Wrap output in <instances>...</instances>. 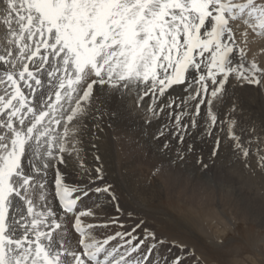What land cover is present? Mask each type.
<instances>
[{
    "label": "snow or ice",
    "instance_id": "6c2138e0",
    "mask_svg": "<svg viewBox=\"0 0 264 264\" xmlns=\"http://www.w3.org/2000/svg\"><path fill=\"white\" fill-rule=\"evenodd\" d=\"M0 24V264H159L166 238L81 155V119H102L97 85L133 95L149 126L166 118L161 151L199 129L210 158L227 140L250 174L264 173V137L238 132L228 103L234 88L264 91V63L246 51L249 36L264 40V0H0Z\"/></svg>",
    "mask_w": 264,
    "mask_h": 264
},
{
    "label": "bare ground",
    "instance_id": "6f19581e",
    "mask_svg": "<svg viewBox=\"0 0 264 264\" xmlns=\"http://www.w3.org/2000/svg\"><path fill=\"white\" fill-rule=\"evenodd\" d=\"M3 30H4V26L2 25V27L0 28V32H3ZM251 38L252 37L249 36L248 40L250 41ZM259 41L263 42L259 39L253 40L252 43L249 42L253 48L252 50H254V48L260 49L264 47V43L261 44L259 43ZM251 89L248 90L245 87L234 88L236 95H240V96L244 95V98L246 97L245 99L248 104L246 105L247 107H245V104L241 100L242 97L241 99H239L241 100L240 103L244 104V106L241 105L242 106L241 109H243L246 112L242 113L240 115V118H238V122H239V119H241L242 117V121H241L242 123L238 124L237 126L238 132L240 131L241 128L246 129L253 125L257 130L260 125V122L258 121L259 119L257 120V118L260 117V112H262V110L260 112L256 110L257 112L255 111L253 113V119L250 118L252 119V121L249 124L245 123L244 120L245 118H243L245 116H248L251 110L255 109L256 105L258 108L261 100L260 94L252 92L253 90ZM94 91L96 93V99H95L96 101L94 102L95 104L94 109L97 107L100 109V113L102 114V119H100L99 121L93 119L92 117L93 114L91 115L92 112H90L89 115L86 118H83V121L80 122L81 129L82 132L84 131V133L90 132L89 133L90 137L88 138L89 140L90 138H93L92 136H96L95 131H92L91 128L92 126H94V124H97V126L101 129L100 133L97 132V136L100 137V139L98 140L100 141L98 146L101 151L100 153L101 159L98 163L100 165H103V169L107 180L113 183L116 193H118L117 195L119 197V201L126 202V205H124L125 208L141 213L140 211H142L141 210L142 207L148 206L153 201L160 199L161 196H164L167 193L168 186H163L162 182L166 181L168 183H172L170 184L171 188L169 190V192H171L176 190L178 191L177 188H179L178 186L180 184L179 181H183L184 179L185 181H187L188 185L186 186H182L181 184L180 185L182 187L187 188V193H189L191 198L193 199L192 202H197L202 206L204 205H208L209 207L220 206L222 210H226V208L231 209L234 217L236 216L237 218L239 216L241 217L239 219H242L244 221L251 220L252 222L258 223L260 226H264V223L260 218L261 215L260 216L258 215L260 213L257 214L259 209L257 208V211H255L256 203L255 205L253 203L254 206L253 209H251L250 204L247 203L249 202L247 199L241 198L240 197L241 195H237L238 193L231 191L227 186L228 184L226 185L222 182L217 183L215 182L216 180L213 179V177L218 178V176H220V175L218 176L216 175L217 172H219L220 170L221 171L226 170L225 168H226V164L228 163L227 161L226 163L223 160H219L220 162L223 161L224 163L221 162L223 165L220 163L218 164L219 162L218 158H221L218 157L216 160L218 162H216V164L215 162H210L207 175L205 174L203 175L200 173V170H202V168L200 167V165L198 166L197 158L198 157L200 158L201 155L203 156L204 160L205 159L209 160L207 156H209V151L212 147V143H213L212 139L204 135H201L200 130L197 129L191 131L189 135L185 136V143L183 145H178L175 139H171L172 151H168V152L161 151L160 144L162 141H157L153 137L155 136L159 128V125L161 123H164L162 118L154 121L153 124L149 126L145 123L144 108H137L136 98L133 95L121 96L116 91H112L111 94L108 95L107 86H105L104 89H101L98 85L95 86ZM150 102L151 101L146 98L145 103L147 104ZM231 102H235V100L228 99V103ZM223 111L224 110L221 109V112ZM203 112L204 109H202V113ZM102 123H105V126H103ZM216 135H219L221 139L224 138V134L222 132L217 131ZM244 135H248V133L245 132ZM188 144L194 145V149H195L194 152L192 153L185 152V159L184 160L178 159L176 155L177 150L186 149ZM118 147L120 148L122 147V150L124 151L123 155H121L118 152L117 150ZM252 147H256V145L254 144ZM82 148L83 147H81V149ZM221 153H223V156L224 155L229 156L230 154H232L229 141L224 140L220 154ZM85 154H86V158H85L86 163L93 167L96 166V163L90 160V159L94 160L95 157L94 154L91 151ZM227 159L228 158H226V160ZM73 163L75 162L73 161ZM63 167L64 166H62V168ZM153 168L160 169V171L157 172L156 174H162L163 179H160L161 181L159 180L158 183L155 182L154 189H151L148 187L146 182L149 181L150 173L153 170ZM64 171L66 172V174H68L69 179L74 178L72 166L64 168ZM126 178H128L127 180L129 182L126 183L124 181L125 187L122 188V186H120L121 181L123 179L126 180ZM239 184L240 183L238 182V185ZM240 187H242V185ZM250 194L252 195V193ZM254 196L251 198L256 199ZM251 202L252 200H250V203ZM246 203L248 204V210L246 209L247 207L246 208L244 207ZM110 210H112L111 206H109V211ZM222 212L224 214L227 213L224 211ZM222 212L220 211L221 214H223ZM226 218L228 217L226 216ZM223 225L227 227V230L230 229L229 222L226 221L223 223ZM170 249L171 248L163 247L161 250L158 251L157 261L159 262V264H163L164 261H167L168 264H172L173 260L175 259L177 250L174 247L171 250Z\"/></svg>",
    "mask_w": 264,
    "mask_h": 264
},
{
    "label": "rangeland",
    "instance_id": "374dc122",
    "mask_svg": "<svg viewBox=\"0 0 264 264\" xmlns=\"http://www.w3.org/2000/svg\"><path fill=\"white\" fill-rule=\"evenodd\" d=\"M1 27L2 24H0V28ZM240 39L241 37L239 36L238 33L237 40L239 41ZM252 39L253 38H251L250 41L248 40V43L246 45L248 59L249 60L253 59L256 55L255 59L258 62L264 63V47L260 49L254 48V50H252L253 48L250 44L254 40ZM261 41L263 42L259 41V43L263 44L264 40ZM245 88L248 90L251 89V87H245ZM251 90H253L252 92L260 94L261 100L258 107L260 110L257 108L256 105L255 109L251 110L252 113L250 112L248 116H245L243 118H245L244 119L245 123L249 124L253 119V113L256 110L258 112L262 110V112H260V117L257 118V120L259 119L258 121L260 122V125L256 130V133L264 137V91H260L254 88H252ZM233 91L234 89L230 91L228 99H233L235 100V103H237L236 104L238 105L237 118H240V115L246 112L243 109H241L242 108L241 105L244 106L245 104V107H247L246 105L248 104L245 99L246 97L244 98L243 94H241L243 96L236 95V92ZM95 99H96V93L94 91L93 105H95L94 104V102L96 101ZM239 99H241L244 104L240 103L241 100ZM161 118L165 122L166 118L165 117H161ZM81 121H83V118L81 119ZM241 121H242V117L241 119H239L238 124L242 123ZM102 125L105 126V123H102ZM91 128L92 131H95L96 136H92L93 138H90V140L88 139L90 137L89 136L90 132H86V133H84V131L81 132L82 133L81 136L83 140V143L80 145L81 147H83L81 151V155L82 156L84 155L85 157L84 156L83 157L86 158L85 153L87 152L89 153L91 151L94 154V156L98 155L101 159V155H100L101 151L98 146V144L100 143V141H98L100 137L97 136V132L100 133L101 129L97 126V124H94V126H92ZM93 144L96 145L95 148L92 147ZM117 150L121 155H123L124 151L122 150V147L121 148L118 147ZM232 156H233L232 154H230L229 156L228 155L223 156V153H221L218 156L221 158L216 157V159L215 158L213 159L207 156L209 160L205 159L206 161L205 160L204 161L208 164H210V162H215L216 164V162H218L219 160L228 162V163L226 162L227 163L225 168L226 170H222L223 172L220 170L222 173L219 171L217 172L218 174L216 173V175L217 176L220 175L218 176V178L222 179L228 173L227 176L229 175L230 179H232L229 180V182L227 183L228 185L226 184L228 188L231 191L238 193L237 195H241L240 196L241 198L247 199L249 202H247V200L246 202L250 204L251 209H253V206L256 203L255 211H257V208L259 209L257 214L260 213L258 215L259 216L261 215L260 218L264 223V173L260 172L259 170H256L254 175L250 174L249 170H246L243 164L235 160V158H233ZM200 158H203V156L200 155ZM217 158L218 161H216ZM226 158L228 159L226 160ZM90 160L92 162H95L96 164L98 163L93 159ZM223 161L221 162L224 163ZM221 162L219 161L218 164L219 163L222 164ZM251 165L253 169H256L255 156L251 157ZM101 166L103 167V165ZM156 169L157 168H153V170L150 173L149 181L146 182L148 187L151 189H154L155 182L158 183L160 179H163L162 174H156L157 173ZM206 171L208 170L202 169L200 170V173L204 175ZM127 179L128 178H126V180L123 179L121 181L120 186H122V188L125 187V182L126 183L129 182ZM179 182L182 186L188 185L187 181H185L184 179L183 181H179ZM238 182L240 183L239 185ZM162 183L163 186H168L167 193L164 196H161L160 199L153 201L148 206L142 207L141 208L142 211H140L141 212L140 214L147 218L149 227L154 228L157 231L158 235L165 237L166 240L168 241V243H166L165 245L160 246L159 250H161L163 247L164 248L167 247L171 249L174 247L177 250L175 259L179 258L181 261L184 262V264H193V258L189 254V251H187L189 249H193L197 256L202 257L203 260L205 261V264H264V226H260L258 223L252 222L251 220L244 221L242 219H239L241 218L239 216L237 217L238 218L237 219L236 216L234 217L231 209L226 208V210H222L220 206H218L220 208L216 206L209 207L208 205L202 206L197 202H192L193 199L191 198L190 194L187 193V188L182 187L180 184L178 185L179 188H177L178 191L176 190L169 192L171 188L170 184L172 183H168L166 181ZM241 185L242 187H240ZM250 193H252V195ZM253 196L256 199L251 198ZM250 200H252L251 203ZM247 203L245 206L244 205L243 206L245 208L247 207L246 209L248 210ZM120 205L123 208H125L124 205H126V202H120ZM111 211H113V209L110 210V212ZM220 211L227 212L226 214L222 212L225 215V217L223 214L220 213ZM226 216L228 218H226ZM226 221L229 222L230 225L229 230H227V227L223 225V223ZM171 241H175L176 245L174 246L171 243ZM180 244L185 246L183 248L184 250L178 246Z\"/></svg>",
    "mask_w": 264,
    "mask_h": 264
}]
</instances>
